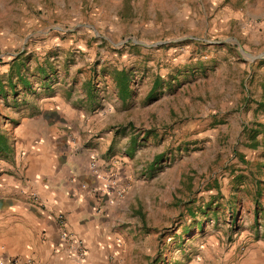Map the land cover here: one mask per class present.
Returning a JSON list of instances; mask_svg holds the SVG:
<instances>
[{
    "label": "rangeland",
    "instance_id": "1",
    "mask_svg": "<svg viewBox=\"0 0 264 264\" xmlns=\"http://www.w3.org/2000/svg\"><path fill=\"white\" fill-rule=\"evenodd\" d=\"M54 83L110 122L88 187L139 264L260 223L264 0H0V129Z\"/></svg>",
    "mask_w": 264,
    "mask_h": 264
},
{
    "label": "crops",
    "instance_id": "2",
    "mask_svg": "<svg viewBox=\"0 0 264 264\" xmlns=\"http://www.w3.org/2000/svg\"><path fill=\"white\" fill-rule=\"evenodd\" d=\"M83 91L76 95L54 83L47 93H26L27 108L11 129H0V264L9 257L39 264H139L126 228L113 218L112 198L88 187L94 180L88 156L94 159L105 147L104 136L95 135L109 137L111 127L107 121L97 134L106 117L79 104L93 103L88 88ZM259 213L260 223L251 225L252 214L230 240L202 243L183 264H264V209ZM63 232L83 241L84 261Z\"/></svg>",
    "mask_w": 264,
    "mask_h": 264
},
{
    "label": "built area",
    "instance_id": "3",
    "mask_svg": "<svg viewBox=\"0 0 264 264\" xmlns=\"http://www.w3.org/2000/svg\"><path fill=\"white\" fill-rule=\"evenodd\" d=\"M94 166H95V160L93 159L90 163V168L95 169ZM58 219L60 222H63V215H59ZM61 238L64 240H67V242L71 246V248H72V250L76 256V259L79 262L84 261L85 255H86V249H85L83 241L80 238L75 237V236H73L69 233H66V232H63L61 234ZM5 263L6 264H39L38 262H36L30 258L20 259L17 257L7 258L5 260Z\"/></svg>",
    "mask_w": 264,
    "mask_h": 264
},
{
    "label": "trees",
    "instance_id": "4",
    "mask_svg": "<svg viewBox=\"0 0 264 264\" xmlns=\"http://www.w3.org/2000/svg\"><path fill=\"white\" fill-rule=\"evenodd\" d=\"M119 80L123 82V81L125 80V75H121V77H120ZM120 81H119L120 86H121V87H122V86L125 87V85H124L125 81H124V83H120Z\"/></svg>",
    "mask_w": 264,
    "mask_h": 264
}]
</instances>
